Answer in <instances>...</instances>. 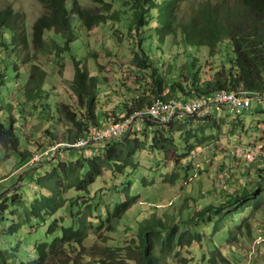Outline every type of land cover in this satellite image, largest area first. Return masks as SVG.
<instances>
[{"label":"trees","instance_id":"1","mask_svg":"<svg viewBox=\"0 0 264 264\" xmlns=\"http://www.w3.org/2000/svg\"><path fill=\"white\" fill-rule=\"evenodd\" d=\"M109 1L92 0L98 8L93 11L82 8L76 0H39L44 15L35 22L30 33L25 14L16 13L11 7L0 8V64L4 67V71H0V116L8 111L11 124L7 128L0 122V149L6 158L16 155L23 163L22 169L28 168L26 165L32 155L22 153L17 124L26 120L24 112L28 106L33 116L50 110L47 101L51 93L45 88L48 74L37 63L40 56L54 57L56 66L66 62V56L71 55V45L76 41V25L89 34L109 22L120 23L123 16L131 17L126 21L129 22V38L133 40L132 66L139 76L132 93L136 94L135 98L128 105L117 108L124 119L147 111L157 101L188 102L232 91L264 96V0L203 1L189 12L182 8L184 0ZM116 6L119 12H114ZM179 35L185 49L206 48L211 59L219 54L225 42L229 43L233 55L204 82L200 81L192 64L188 67V81L184 82L181 72L163 74L160 68L164 62L159 67L151 61L155 50L169 39L177 40ZM17 57L23 60L20 70L27 75L28 82L21 90L15 88L22 95L15 102L21 117L16 124L12 118L13 104L3 106L2 89L9 82L12 71L18 73L17 80L22 76L17 69ZM72 58L75 72L72 91L77 105L74 110L67 104L55 105L56 123L65 124L67 129L63 137L66 145L59 148L53 158L58 160L55 168L34 173L36 168L29 167L20 174L19 179L26 175L35 183L37 193L33 199L27 202L17 190L0 197V264H82L85 257H91L86 243L93 235L97 236L104 228L113 234L138 202L140 197L133 191L134 183L125 182L124 177L138 167L135 157L139 153L158 152L164 162L175 165L201 147L203 141L220 134L221 125L226 123L221 116L223 112L232 115L220 107L206 118L176 116L164 124L148 117L135 118L131 130L123 138L76 148L75 145L87 139L92 130L124 119L114 117L112 120L98 109L99 79L90 76L85 61ZM28 67L30 70L26 73ZM241 116H233V122H239L244 128ZM195 125L199 128L193 129ZM48 136L52 144L55 138L52 134ZM86 152L89 157L83 155ZM70 156H73L71 160ZM252 162L262 163V166L256 168L241 195L230 197L219 207L206 205L183 223L172 220L165 224L157 219V213L152 214L150 220L141 221L134 231L127 230L135 237L127 247L92 249L98 257L95 264H172L174 258L180 260L175 264H189L194 259L192 247L201 244L206 236L205 231L196 230H205L215 217L224 214L232 217V225L236 228L230 231L231 240L235 231L242 233L243 239L255 240L258 232L264 231V154L257 152ZM183 168L185 172L190 171L188 166H181L180 170ZM179 172L174 171L165 181L176 185ZM107 173L110 175L109 188L98 187ZM224 218L218 222L216 231L220 230ZM72 253L74 257L70 259ZM216 263L226 264L228 260L224 257L223 261L216 259Z\"/></svg>","mask_w":264,"mask_h":264},{"label":"rangeland","instance_id":"2","mask_svg":"<svg viewBox=\"0 0 264 264\" xmlns=\"http://www.w3.org/2000/svg\"><path fill=\"white\" fill-rule=\"evenodd\" d=\"M76 1L82 8L93 11L98 9L92 0ZM203 1L220 3L225 0H184L182 8L185 12H189L190 8ZM108 2L111 1L108 0ZM7 7H11L16 13L25 14L29 22V33L35 22L44 15V9L39 0H0V8ZM119 11V7L116 6L114 12ZM130 18L123 16L120 23L109 22L89 34L76 25V41L71 45V55H67L66 62L62 64L65 65L64 68L62 65H55L54 57L40 56L37 65L48 74L45 88L51 93L50 101H47L50 110L43 115L37 112V116H33L32 108L28 106L24 112L26 120L24 122L21 120L19 124L17 120L21 117L15 102H18L19 96L22 95H19L15 88L23 89L28 82V77L23 70H20L23 60L17 57L16 63L19 64L17 69L20 70L22 76L17 80L18 73L15 74L12 71L9 74V82L2 89V102L5 108L13 104L12 118L17 124L16 134L20 139L24 155L33 156L48 148L58 147L59 149L66 145L63 143V137L67 129L65 124L56 123L57 108L55 105L67 104L73 110L77 105L72 91L75 75L72 56L77 61H85L90 76L99 79L98 109L112 120L114 117L124 119V115L117 108L124 104L128 105L130 100L135 98L136 94L132 93H134V84L139 76L132 66L133 40L129 38V22L126 21ZM52 36L53 34L50 38ZM179 37L180 35L174 41L167 40L164 45L160 46V49L155 50L153 55L151 54V61L159 67L164 62L163 67L160 68L163 74L181 72L184 82L188 81L187 74L190 73L188 67L192 64L194 71L199 74L200 81L204 82L233 55L228 42L222 44L219 54L211 59L208 56V49L194 47L185 49ZM57 41L61 43L62 39L58 37ZM29 70L28 67L26 73H29ZM0 71H4L2 64H0ZM147 82L149 83L150 80L147 79ZM116 109L117 112H115ZM221 116L226 123L221 125L220 134L203 141L201 147L195 148L187 158L175 162V165L164 162L162 155L158 152L150 154L148 151H143L135 157L138 167L129 171L124 179L125 182L134 183L133 191L140 198L123 217L122 225L117 227L113 234H109L104 228L97 236L93 235V238L86 243L87 253L91 257H85L82 264H95V260H98V257L94 256L95 253H92V249L127 247L135 240L133 234L128 233L127 230L135 229L144 219V221L150 220L152 214L157 213V219H162L165 224L172 220L174 223H183L188 221L192 214L196 215V212L202 211L206 205L219 207L225 204L230 197L241 195L243 186L253 177L256 168L262 166V163L257 164L252 161L257 152L264 154V104H258L257 101L252 102L250 109L245 111L240 118L245 124L244 128L239 122H233L235 118L232 115L223 112ZM100 120L102 122L103 119L100 118ZM0 122L10 128L8 111L0 116ZM137 127L138 125L135 129ZM192 128L198 129L199 127L195 125ZM207 133H209L208 129L206 132L208 136ZM50 134L55 138L52 144L48 138ZM175 138L178 142V134ZM83 155L89 157L90 154L86 152ZM72 157L70 156V160ZM64 159L66 163L69 162L66 157ZM57 161L52 158L49 163L43 161L36 164L32 166L36 168L33 172L49 171L56 167ZM45 162L47 164H44ZM22 166L23 163H20L16 155L6 158L0 149V197L14 190H17L19 195L25 196L27 202L35 197L37 193L35 183L30 178H26V175H22L19 179L20 174L29 168L22 169ZM181 166L190 167V171L185 172L184 168L180 170ZM174 171H180V178L176 185H172L169 180L165 181L172 176ZM109 180L110 175L107 173L97 186L108 189ZM225 189L227 192H224ZM112 206L110 205V209ZM222 217L225 218L219 226L220 230L216 231ZM235 229L232 225V217L225 216V214L215 217L205 230L197 229L196 232L205 231L206 236L201 244H195L192 247V258L194 259L189 264H217L216 259L223 261L224 257L228 260L226 264H264V231L258 232V238L252 241L243 239L241 237L243 234L235 231L236 234L231 240L230 231ZM185 256L191 257V255ZM73 257L72 253L70 259ZM175 263H180V260L174 258L172 264Z\"/></svg>","mask_w":264,"mask_h":264},{"label":"built area","instance_id":"3","mask_svg":"<svg viewBox=\"0 0 264 264\" xmlns=\"http://www.w3.org/2000/svg\"><path fill=\"white\" fill-rule=\"evenodd\" d=\"M264 104V96L257 93L245 91H232L220 93L210 97L191 100L188 102L171 100L168 102L157 101L145 112L136 113L133 118L124 119L121 122H109L103 128L92 130L87 139L81 140L75 145L76 148H85L89 144H103L121 139L131 130L135 118L148 117L157 123H169L176 116H198L206 118L213 111L220 107L228 110L233 116L240 117L245 111L250 109L252 102ZM58 147L48 148L46 151L34 154L26 167H32L43 161L49 162L54 156Z\"/></svg>","mask_w":264,"mask_h":264},{"label":"water","instance_id":"4","mask_svg":"<svg viewBox=\"0 0 264 264\" xmlns=\"http://www.w3.org/2000/svg\"><path fill=\"white\" fill-rule=\"evenodd\" d=\"M186 116V115H183V117Z\"/></svg>","mask_w":264,"mask_h":264}]
</instances>
